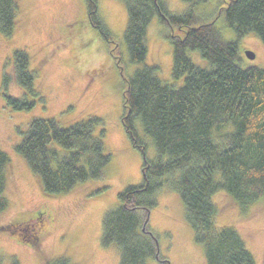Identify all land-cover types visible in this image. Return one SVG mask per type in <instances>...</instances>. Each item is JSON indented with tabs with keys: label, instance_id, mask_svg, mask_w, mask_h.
<instances>
[{
	"label": "trees",
	"instance_id": "obj_1",
	"mask_svg": "<svg viewBox=\"0 0 264 264\" xmlns=\"http://www.w3.org/2000/svg\"><path fill=\"white\" fill-rule=\"evenodd\" d=\"M122 1L128 14L124 36L130 61L141 64L148 57L149 23L158 15L171 29L167 37L174 51L172 76L185 78L180 86L168 83L152 64L124 77L122 121L144 156V180L127 186L120 203L105 213L103 245L118 246L121 264H148L150 257L170 264L143 227L147 210L158 206V192L169 189L185 205L186 219L204 246L206 264H256L242 234L216 224L213 196L225 192L241 210L264 204V68L245 69L238 62L241 37L254 34L264 42V0H230L220 8L236 40L224 39L215 21L199 23L195 5L204 0H183L191 7L181 14L169 11L165 0ZM86 5L91 27L111 40L98 1L86 0ZM19 11L18 0H0V34L14 33ZM176 28L184 34L175 33ZM193 49L211 65L196 64L188 54ZM14 51L9 64L13 74L5 71L2 81L6 102L17 111L32 110L38 102L45 103L36 82L38 72L31 68L28 51ZM12 78L23 95L8 93ZM28 126L15 147L48 194L70 192L82 182L103 178L112 154L103 142L101 116L79 119L69 127L54 118L36 117ZM145 136L156 149L155 158L148 156ZM10 160L0 149V211L8 206L4 193ZM47 264L78 263L62 256Z\"/></svg>",
	"mask_w": 264,
	"mask_h": 264
},
{
	"label": "rangeland",
	"instance_id": "obj_2",
	"mask_svg": "<svg viewBox=\"0 0 264 264\" xmlns=\"http://www.w3.org/2000/svg\"><path fill=\"white\" fill-rule=\"evenodd\" d=\"M97 1L111 40L91 27L86 0H18L20 11L14 33L0 34V149L11 159L4 193L8 206L0 211V264H47L62 256L78 264H121L118 246L103 245V217L120 203L119 195L127 186L139 185L144 180V156L133 146L122 121L124 77L145 64L158 66V76L177 86L183 84L185 77L172 76L174 51L167 37L171 29L158 15L149 23L148 57L143 63L134 64L124 36L126 5L122 0ZM165 1L169 11L175 13L181 14L191 7L183 0ZM229 1L204 0L195 5V11L199 23L215 21L224 39L236 40V31L220 10ZM175 33L184 34L177 28ZM22 48L29 52L31 68L38 72L36 82L45 103L40 101L32 110L17 111L7 104L2 81L5 71L13 74L9 64L14 50ZM248 51H253L255 58H250ZM113 52L120 57L119 63ZM238 52L243 68H264V42L259 36L241 37ZM188 54L196 64L211 65L198 50ZM8 93L23 95L14 78ZM93 115L103 120V142L112 154L103 178L82 182L70 192L48 194L26 159L17 152L16 144L22 141L28 123L36 117L54 118L69 127ZM145 138L148 156L155 158L156 149L150 138ZM213 201L218 213L216 224L235 227L256 264H264V204L256 202L241 210L222 191L214 194ZM157 202V207L147 210L148 223L143 227L144 233L150 232L156 238L159 255L170 264H206L204 246L197 242L194 228L186 219L180 195L162 190ZM36 211H44V217L39 220ZM148 264L163 262L150 257Z\"/></svg>",
	"mask_w": 264,
	"mask_h": 264
},
{
	"label": "flooded vegetation",
	"instance_id": "obj_3",
	"mask_svg": "<svg viewBox=\"0 0 264 264\" xmlns=\"http://www.w3.org/2000/svg\"><path fill=\"white\" fill-rule=\"evenodd\" d=\"M44 211H36V214H35V216L37 217V218H39V220L40 219H42L43 217H44ZM40 216V217H39Z\"/></svg>",
	"mask_w": 264,
	"mask_h": 264
},
{
	"label": "water",
	"instance_id": "obj_4",
	"mask_svg": "<svg viewBox=\"0 0 264 264\" xmlns=\"http://www.w3.org/2000/svg\"><path fill=\"white\" fill-rule=\"evenodd\" d=\"M248 56H249L250 58H255L256 54H255L253 51H248ZM148 215H149V214H148ZM158 248H159V246H158ZM159 251H160V249H159Z\"/></svg>",
	"mask_w": 264,
	"mask_h": 264
}]
</instances>
